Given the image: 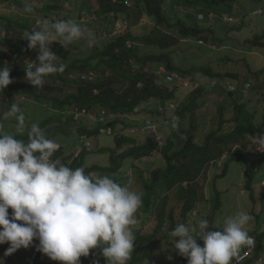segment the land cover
Segmentation results:
<instances>
[{
  "label": "trees",
  "instance_id": "obj_1",
  "mask_svg": "<svg viewBox=\"0 0 264 264\" xmlns=\"http://www.w3.org/2000/svg\"><path fill=\"white\" fill-rule=\"evenodd\" d=\"M58 1L59 2L57 3L54 2L52 7L56 9L60 8L61 2H65L66 0ZM94 1L96 5L95 15H97V17L94 16L96 17V20H98V26L103 27L104 29H106L105 20H107L106 17L109 12L112 10L116 12L127 10L123 4H113L115 3L113 0ZM182 1L188 6L202 3L204 7L199 11H194L196 13H204V18L200 19L197 16L190 24L188 12L184 17L173 21L169 18V12L165 11L164 4L166 3V0H133L135 8H138L137 18L140 20H137L136 22L132 21L127 30L114 38L110 36L107 38H101V42H99L93 52L88 53V50H91L90 48H85L83 51L80 49L79 54L85 55L88 53L85 59L75 57L71 60L72 56L69 46L66 49L59 43L53 52L58 53L61 48H64V50L61 49L58 54L60 59L57 64H64L65 69L62 73L57 72L46 76L45 80L52 78L55 82L61 81L65 83L66 86L71 87L69 88L71 92L64 94L63 96L53 97L49 95L51 91L64 93V87L59 86V84L56 83L45 81L42 87L35 88L34 85L27 82L25 79V67L27 66L26 60H29L35 54L37 55V52L28 47L29 42L26 39H22L23 36L21 35L25 31L23 28H26V31L34 30V20L31 19L30 23L28 19L26 21H21L20 19H14L13 16L3 17L6 21L5 25L7 33L9 30H13V36L8 37L6 42L11 44L21 53V60L20 62H15L12 66H8L11 69L10 75L13 79V83L8 85L2 92H0V94H9L11 96L25 94L29 100L37 101L38 103H41L42 106L50 108V113H45L38 108L36 111L39 112L40 117L42 118L39 120V127L41 129L44 130L46 127L53 126L52 124L54 123L58 124L56 128H59V135H51L48 131H44L49 139L55 140L60 145L59 149L54 153L51 159H58L62 164L73 169L83 167L85 173L92 176L102 177L100 176V173H104V175H115L121 171L127 160H131L133 163L138 156L143 158L145 155H150V152L157 147L156 143L147 141L144 145H138L136 148L123 151V145L126 143H134L136 138L129 134H119L115 136V147L106 150H104V148L102 150V153L109 151L108 159L109 161L112 160L110 165L87 164V156L93 152L91 149L93 146L91 139L95 138L97 135H103L100 132L101 128H112L115 131L117 127L121 128L120 123L127 120V114H139L143 112L145 106H148V103L152 100L157 102L160 106L164 104L167 105V103L174 98L175 93L170 92L167 87L158 84L153 75H147L141 67V63H165L167 70L177 71L182 76L191 79H197V73L199 72L196 71H200L202 76L216 78L232 89L224 90L222 84H217L213 87L194 90L188 95L190 104H184L181 112L179 109L178 122H175L177 125L176 132L173 131L166 137L165 145L160 149V153L164 156L163 162L165 167L159 166L158 169L156 168L153 171L151 182H148L145 178L143 179L146 195L142 197L143 204L137 211V219L141 218L143 214L148 215L149 218H151V214H154L150 212L153 210L154 203L159 199V193L156 189L158 184H162L167 190H172L174 188L177 189V196L183 202V221L181 223L185 220L187 222L188 219L185 217L188 213L190 215V211L195 207L192 201L195 200L199 189V183L197 181L202 175H204L207 166L213 158V153L221 149L220 155H222L227 147H229L228 149L230 150L237 142L239 143L241 141L242 143H245L247 135H253L255 140L259 143L261 140H264V122L256 124L253 120L254 115L247 110L246 104L237 103L235 106L237 108V111L235 112L237 126L232 132L218 136L217 133L219 129L213 130L206 135L203 143H199L196 140L195 131L192 129L195 127L194 125H191L190 131H188L186 136L183 137V142L181 144L178 142V136L180 133L184 132L181 125L185 119L184 114L195 107V103L202 95L211 91L224 90L220 92L229 94V98H231L245 83V80H238L240 78L237 74L229 72L226 74L219 73L214 68L213 63H206L196 67L179 65L174 61L171 53L166 51L168 48L177 45L180 42V38H182L185 41L190 40L194 41L195 44L198 43L207 46L209 49L208 54L210 56L218 52V50H211V48H216V43L220 44V40L214 35L216 30L213 29L214 19H210L209 14L210 12L216 13V8L229 0ZM15 2L19 6H22L23 8L25 7V3H22L20 0H10L7 5L9 11H17V4H14ZM126 15L130 17L129 10L126 11ZM145 15H148L149 18L154 21L155 26L151 28L152 30L150 32L143 36L136 35L133 29L134 26L140 24L142 19L149 21V18L145 17ZM204 20H209L211 25H202ZM164 25H167L168 28L170 27L168 33L162 30L161 26ZM3 28H5V26L1 22L0 31ZM106 30H110V28H107ZM91 33L93 36V31ZM142 40L148 44L159 45L163 51L149 55L142 54V48L140 47V42ZM245 41L254 48L264 46V35L261 37L252 36L246 38ZM0 42H2V38H0ZM128 42H132L131 47H128ZM59 45L61 46L60 49L58 47ZM191 54L193 57L197 56L200 59L196 50H192ZM131 59L136 60L138 64H140L138 68L131 70ZM2 61L3 60L0 59V67L6 65L3 64ZM89 69H94L98 72L95 81L89 82L81 80L79 77L74 79L69 77L70 73L78 74L79 72H85ZM232 81L237 82L239 86L233 84ZM141 82L142 86H139ZM117 84H121L122 87L118 89ZM27 102H25L24 105H26ZM78 106L95 109L99 114V119L94 121L88 117H83L80 120H75L72 114L69 115V109ZM149 109L155 113V115L153 116L151 113L147 115H150L152 118L155 117V120L161 119L160 117L162 115L158 110L157 105L156 107H153L151 104ZM87 119H89V121H86ZM94 122H100V125L93 126ZM126 128L127 127H124L123 129ZM67 130H70L69 133H67ZM62 132L67 133L68 136L64 137ZM72 134H77L78 139H71L70 136H72ZM13 135L17 139L22 138L19 134ZM103 146L104 145H102V147L100 146L98 150L102 149ZM235 154L236 153H233V157H235ZM115 155L117 156L115 157ZM112 163L116 164L113 165ZM227 169L228 166H226L221 174L222 176L226 174ZM167 204L168 202L166 199L156 203L155 208L157 211L155 214L157 226L153 233L141 235L137 232L135 234V246L132 258L128 264L144 263L145 260L149 259L151 254H153L154 246H158L166 240L170 241L168 233L181 223L176 221L174 215L175 211L173 209L169 211V214H166L165 209ZM9 214L11 217V208H9ZM167 223L168 227H166ZM163 231V235H160ZM255 235L257 236L258 245L256 255L253 259L264 255V232L256 231ZM32 245L36 252L34 264H42L47 258V255L38 250V240H34ZM7 247H10L9 243L0 244V249L4 251L7 250ZM245 248L246 247L242 248L241 252H243ZM82 259L85 262L81 264L98 263V257L96 256L94 249L90 251L89 256L82 257ZM251 263L253 264L254 260H251ZM53 264H60V261L54 260ZM164 264H188V258L181 255L177 262L167 261Z\"/></svg>",
  "mask_w": 264,
  "mask_h": 264
},
{
  "label": "clouds",
  "instance_id": "obj_2",
  "mask_svg": "<svg viewBox=\"0 0 264 264\" xmlns=\"http://www.w3.org/2000/svg\"><path fill=\"white\" fill-rule=\"evenodd\" d=\"M113 1L115 2L113 4H123L129 11L134 7L133 0ZM52 6L53 3H50L46 8L56 9ZM127 10L120 12L112 10L107 14L111 26L108 36L114 38L130 27L132 20L126 15ZM24 11L26 13L34 11L33 4L29 3V0H25ZM200 14L205 15L198 13V18ZM56 15L51 12L37 15L33 21V31H26V28H23L25 31L21 35L22 39H26L29 42L28 47L37 52V55L26 60L25 67V79L35 88L44 85L46 76L64 71V64L56 63L60 57L53 52L59 43L67 49L75 41L92 38L91 31L86 25L81 24L88 23L85 20L93 19L89 13L84 12L83 17L81 13L79 14V17H82L79 18L81 23L73 19L58 20ZM225 16L230 15H224L223 20ZM216 18L217 14L214 13V17L210 19ZM234 20L233 17L232 21H224L233 23ZM143 23L145 20L142 19L140 24ZM3 29L6 30V26ZM10 36H13L12 29L8 33L7 30L4 31L0 37L2 38L0 59L6 64L0 67V92L13 83L11 69L8 66L21 60V53L6 42ZM89 45L93 47L94 42ZM131 46L132 42H128V47ZM130 63L131 70L140 65L134 59H131ZM141 67L147 75H153L158 84L169 89V86L158 76L161 67L167 70L165 63H141ZM89 71L95 72L97 78L98 72L94 69L78 74L70 73L69 77L73 79L79 77L83 80L82 74ZM201 78L207 81L215 80L214 86L222 84L224 90H232L216 78L204 76ZM246 83H251V87L246 89ZM253 85V81H245L239 89L247 92ZM139 86H142V82ZM209 87L213 86L207 84L200 88ZM182 90H188L187 97L194 91L178 86L175 90L169 89L170 92L175 93V96L168 102L169 106L158 107L162 115L161 119L155 120V117L152 118L147 114L143 117L142 112L127 114V120L120 123L121 128H116V134L103 135L115 137L119 134H129L136 137L138 134L149 133L150 135H146L149 136L148 141L156 143L157 147L150 152V155L143 157L147 162L165 145L163 126L172 123H174L173 127L177 126L180 102L177 101L176 96ZM5 96H9L11 101L0 102V108L10 106L9 110L3 113V117L15 118L16 133L23 135L26 120L20 106L29 99L25 94L15 96L0 94V97ZM19 97L24 99L17 102ZM172 104L174 108H171ZM71 111L72 108L69 109V115L72 114ZM173 115H176L175 120ZM146 120H151L158 126L163 144L154 140L153 132L142 130ZM124 127L127 128L123 129ZM133 128L139 130L132 132ZM27 138L28 142L25 143L15 138L13 134L5 133L3 125L0 124V244H10L5 255H10L21 247L28 248L34 240H38V250L62 264H81V257L89 256L90 251L98 247L101 248L107 264H128L135 246L133 228L138 224L136 213L142 207L143 193L133 191L126 185L122 186L107 175L92 176L86 174L83 167L73 169L62 164L58 159L52 160L60 145L55 140L49 139L36 123L31 124ZM246 138L248 140L251 138L257 152H264L262 145L264 140H261L260 144L253 135H247ZM225 155H231V152ZM223 159L218 162L219 165ZM9 208L12 209L11 217ZM190 215L198 216V207H194ZM207 218L199 220L191 228L183 223L178 224L168 233L172 246L180 255L188 258V264H234L235 261L239 264L240 255L253 243L251 237L255 239V250L251 257L240 264H252L251 260H254L253 264L264 263V255L253 259L258 245L255 232L258 230L247 232L246 225L252 220L250 214L240 211L226 217L222 224L213 225H210L209 217ZM212 226H218L222 231H212L210 230ZM177 237L179 239H176ZM199 239L204 241L203 247L198 244ZM244 247L246 248L241 252ZM261 259L263 261L259 263Z\"/></svg>",
  "mask_w": 264,
  "mask_h": 264
},
{
  "label": "rangeland",
  "instance_id": "obj_3",
  "mask_svg": "<svg viewBox=\"0 0 264 264\" xmlns=\"http://www.w3.org/2000/svg\"><path fill=\"white\" fill-rule=\"evenodd\" d=\"M9 1L10 0H0V25L2 22L3 25L6 26V21L3 19L4 16H13L14 19H20L21 21H26L28 19L31 23V19L34 20L37 15H44L46 12L57 14L56 16L58 20L73 19L76 22L81 23L79 18L82 19L83 13H89V16H92L93 19L85 20L88 21V23L81 24L86 25L91 32L93 31V36L91 39H81L69 45V50L71 51L72 56L71 60L75 57L85 59L88 53L95 50V47L99 44V42H101L100 39L107 38L110 33L106 30L111 27L108 19L105 20L106 29L98 26V20H96L97 15H95L96 5L94 0H67L65 2H61L60 8L52 10L47 9L46 5L54 2L57 3L59 2L58 0H29V3L33 4L34 11L27 14L25 13L24 8L19 6L16 2L14 4H17V11H9L7 8ZM20 1L25 3V0ZM164 6L165 11L170 13V15L168 14L169 18L173 21L184 17V15L189 12L190 24L197 17L198 13L195 11H199L204 7L202 3H196L188 6L181 0H166ZM137 11L138 8H135V6L130 9V17L133 22L140 20L137 18ZM215 11L217 13V18L213 21V29H216L214 35L218 40H220V44L216 43V48H211V50H218L217 53L210 56L208 54L209 49L207 46L198 43L195 44L194 41L190 40L185 41L182 38H180V42L177 45L168 48L166 51L171 53L174 61L179 65L196 67L206 63H213L214 68L219 73L226 74L229 72L237 74L240 78L238 80L253 81L254 85L247 92L237 90L231 98H229V94L220 92L224 90L211 91L202 95L195 103V107L184 114L185 119L181 124L184 132L180 133L177 138L180 144L183 142V137L186 136V133L190 131L191 125H194L195 127L192 129L195 131L196 140L199 143H203L206 135L213 130L219 129L217 133L218 136L232 132L237 126L235 121V112L237 111L235 106L237 103L246 104L247 110L253 113V120L256 124L264 122V46L254 48L245 41L246 38H250L252 36L261 37L264 35V0H229L228 2L218 6ZM260 11H262V13H259ZM80 13L82 14V17H79ZM226 14L233 16L236 21H234V23H225L222 17ZM145 17L149 18L148 15H145ZM86 18L88 17L86 16ZM202 25L210 26L211 23L209 20H204ZM154 26V21L149 18V21L146 20L143 24L135 25L133 29L136 35L143 36L150 32L152 30L151 28ZM161 28L164 32L168 33L170 27L168 28L167 25H164L161 26ZM4 31L6 30L2 29L0 33L3 34ZM91 42H94L93 47L92 45H89ZM58 47L60 49L61 46L59 45ZM140 47L142 48V54L144 55L163 51L159 45L148 44L145 43L144 40L140 42ZM85 48H90L91 50H88V53L85 55L79 54L80 49L83 51ZM61 49L64 50V48ZM60 50L56 53L57 55L60 53ZM192 50H196L200 59L197 56H192ZM196 72H199L197 73V78L201 79L202 74L200 71ZM45 81L49 83H56L59 84V86L64 87V93L51 91V93H49L51 97L63 96L64 94L71 92L69 90L71 87L66 86V84L61 81L55 82L52 78ZM232 83L238 85L235 81H232ZM121 87V84H117L118 89ZM187 93L188 90H182L179 91V95L176 96L177 101L180 102V112L182 111L184 104H190ZM151 104L153 107H156V105L159 107V104L152 100L149 102L148 106H145L143 109V117H145V114L150 113L153 116L155 115V113L149 109ZM166 106H169V103H167ZM9 108L10 107L8 106L0 108V124L3 125L5 133L17 134V121L15 118L4 119L3 117V113L9 110ZM20 108L24 112L26 120L25 132L21 135V140L27 143V131L31 124L36 123L39 125V120L42 119L36 109L38 108L43 110L45 113H50L51 110L50 108H46L42 106L41 103L33 100H28L27 104L20 106ZM86 121H89V119ZM173 124L174 123L163 126L165 142L166 137L177 128V126L173 127ZM52 125L53 126L46 127L44 131H48L51 135H59V128H56L58 124L54 123ZM99 125L100 122H94L93 124V126ZM69 131L70 130H67V133H69ZM67 133L62 132L64 137L68 136ZM138 135L135 137L136 141L134 143H126L123 145L124 147L122 150L128 151L129 149L131 150L136 148L138 145H144L148 141L149 137L146 135L150 134L143 133ZM70 138L76 140L78 139V135L72 134ZM91 142L93 145L91 148L93 152L87 156V164L110 165L112 160L109 161L108 159L109 151L102 153V150L104 148V150H106L108 148L115 147V137L97 135L95 138L91 139ZM102 145H104L103 148L98 150L100 146L102 147ZM228 148L229 147L225 149L226 151L222 155H220L221 149L213 153V158L210 161L211 168L209 164L204 172V175H202V177L197 181L199 183V189L195 200L192 201L194 206L198 207L199 215L193 216L188 213L185 218L189 220L187 222L185 220L183 224L191 228L195 226L199 220L208 219L207 217H209L208 221L210 225L215 223L222 224L226 217L235 215L240 211H244L252 216V220L246 225L247 232H253L256 229L259 232H263L264 152L259 153L256 151L251 138H249V140H245V143H242L241 141L239 143L237 142L230 150ZM229 151L232 156L225 155L228 154ZM233 153H236L234 155L235 157H233ZM116 156L117 155H115V157ZM163 158L164 156L160 153V150L159 153L150 157L147 162H145L142 157L138 156L133 163L131 160H127L124 167L117 174L105 175L114 179V181L122 186L126 185L133 191L142 192L143 196H145L146 191L143 179L145 178L148 182L152 181L153 171L156 168L158 169L159 166L165 167ZM222 159L223 161L221 165H219L218 162ZM112 164L115 165L116 163ZM226 166H228L227 172L224 176H222L221 174L225 170ZM103 175L104 173H100V176L103 177ZM156 191L159 193V199L154 203L153 210L150 212L154 214L150 215L151 218L144 214L141 219L138 218V224L133 228L134 234L139 232L141 235H146L154 232L157 226L155 214L157 210L155 206L158 201H163L165 199L168 202L165 209L166 214H169V211L173 209L175 211L174 215L176 221L179 223L183 221V202L177 196V189L174 188L172 190H167L162 184H158ZM205 206H207V210L205 209ZM137 214L138 213H136V216ZM166 227H168V223L166 224ZM210 230L222 231V228L212 226ZM163 233L164 231L161 232L160 235H163ZM176 239H179V237ZM197 242L200 246H204V241L202 239H199ZM6 251L0 249V264H29L31 256L35 252V248L33 245H30L28 248L21 247L10 255H5ZM94 251L98 257L97 264H107L106 258L102 255L101 248H94ZM180 257L181 255L177 250H175L172 243L169 240H166L160 245L154 246L153 254H151L149 259L145 260L142 264H164L167 261L177 262ZM53 261L54 260L47 256L42 264H53ZM84 262L85 261H83L81 257V263ZM60 264H62V262H60Z\"/></svg>",
  "mask_w": 264,
  "mask_h": 264
},
{
  "label": "built area",
  "instance_id": "obj_4",
  "mask_svg": "<svg viewBox=\"0 0 264 264\" xmlns=\"http://www.w3.org/2000/svg\"><path fill=\"white\" fill-rule=\"evenodd\" d=\"M199 17L201 19L204 18L203 14H200ZM210 18L214 17V13H210L209 15ZM224 20L229 22L233 20V17L231 16H225ZM158 76L160 77V79H162L164 81V83H166L169 86V89L175 90L178 87L181 88H185V89H191V90H195L200 88L201 86L210 84L212 86H214L216 84L215 80H204L203 78L201 79H191V78H187L182 76L179 72L177 71H167L165 67H161L158 71ZM96 78V74L93 71H89L85 74H82V79L86 80V81H94ZM251 87V83H246L245 84V88L248 89ZM230 88V87H229ZM231 89V88H230ZM22 99H24V97H19L17 98V102L21 101ZM11 101V98L9 96H5V97H0V102L1 101ZM171 108H174V105H171ZM72 114L74 116L75 120H79L83 117H88L94 121L98 120V116L99 114L96 112L95 109H90L88 107H73L72 108ZM173 119H176V115H173ZM139 129L138 128H133L132 132H137ZM142 130H148L154 133V140L159 142L160 144H163V138L160 135L159 131H158V126L151 120H146L144 122V127ZM101 133L105 134V135H112V134H116L117 131H114L112 128H101ZM252 239V245L248 246L247 250L240 255L241 259L239 260V264L244 262L245 260H247L249 257H251V255L253 254L254 250H255V239L253 237H251ZM36 257V252H34V254L31 257V261L29 264H34V260ZM263 260H259V263L262 262ZM234 264H237V261L234 262Z\"/></svg>",
  "mask_w": 264,
  "mask_h": 264
}]
</instances>
